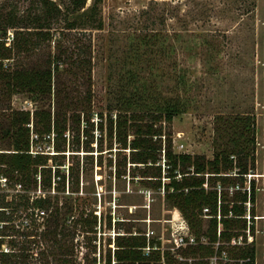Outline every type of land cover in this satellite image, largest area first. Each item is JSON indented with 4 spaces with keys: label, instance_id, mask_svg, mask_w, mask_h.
Wrapping results in <instances>:
<instances>
[{
    "label": "trees",
    "instance_id": "1",
    "mask_svg": "<svg viewBox=\"0 0 264 264\" xmlns=\"http://www.w3.org/2000/svg\"><path fill=\"white\" fill-rule=\"evenodd\" d=\"M102 2L7 0L0 5V115L7 123L0 124V264H30V257L37 264H255V116H215L214 156L206 159L173 151L170 126L182 113L181 99L163 98L139 71H124L118 85L105 90L104 106L106 99L92 89L91 44L67 36L103 31ZM158 36L138 37L149 46ZM52 42L54 52L46 53L43 64L24 65ZM18 94L40 105L32 112L14 110L11 99ZM104 141L108 153H115V161L109 160L115 180L129 175L158 193L166 210L181 214L194 244L166 247L159 234L141 227L146 222L98 217L95 207H82L87 198L78 196L80 177L92 170L93 152L102 165ZM113 220L117 231L105 246L100 234L97 252V232L110 230ZM77 232L86 248L80 258Z\"/></svg>",
    "mask_w": 264,
    "mask_h": 264
},
{
    "label": "rangeland",
    "instance_id": "2",
    "mask_svg": "<svg viewBox=\"0 0 264 264\" xmlns=\"http://www.w3.org/2000/svg\"><path fill=\"white\" fill-rule=\"evenodd\" d=\"M6 1L0 0V5ZM21 6L25 8L27 2ZM101 14L103 31L67 35L75 42L92 46V89L106 99L105 90L118 85L124 71L136 70L142 73L146 84L152 85L163 98L179 96L182 113L170 126L175 153L212 159L215 116H255L258 150L254 179L259 189L256 198L259 220H255V264H263L264 0H103ZM154 32L159 33L157 38L154 37L158 40H151L149 46L138 37ZM54 47L53 42L47 44L42 50L44 54L33 55L24 61V65L30 68L43 64L46 53L54 52ZM63 82H68L67 76ZM98 98L95 94V100ZM106 102L107 99L104 106ZM39 105L24 94L11 99L14 110L32 112ZM96 105L95 101L93 106ZM93 121V133L97 139L100 135L97 129L99 119L95 117ZM0 124L7 125L1 115ZM94 145L96 151V141ZM107 145L104 141L102 165L97 166L99 153L93 152L92 170L80 177L81 196H78L87 198L82 207H95L98 217L100 214L105 217L112 214L131 218L133 222H146L141 226L146 232L159 234L163 246L174 248L179 237L189 236L181 214L175 208L166 210L158 193L150 191L139 181H130L129 175L126 180L116 181L114 169L109 166V160L115 161V153H108ZM2 147L9 148L7 145ZM38 149L52 152L42 145H38ZM83 154L79 156L81 164ZM64 163L65 166L70 163L68 156ZM11 193L13 190L9 191ZM65 195L59 193L60 198ZM68 201L73 202V198ZM131 213L134 214L132 217ZM203 213L208 214L205 210ZM208 220V216L203 219L204 230ZM115 231L114 220L110 230L105 227L101 232L98 230L97 252L100 234H103L101 244L105 246ZM16 240L21 242L19 237ZM75 244L80 258L86 253V248L82 246V235L78 232ZM27 247L28 243H25L24 248ZM31 252L36 254V247H32ZM29 261L37 264L34 258L30 257Z\"/></svg>",
    "mask_w": 264,
    "mask_h": 264
},
{
    "label": "built area",
    "instance_id": "3",
    "mask_svg": "<svg viewBox=\"0 0 264 264\" xmlns=\"http://www.w3.org/2000/svg\"><path fill=\"white\" fill-rule=\"evenodd\" d=\"M207 210H205L206 212ZM195 241H194V238H192L190 235L189 236H186V237H179L178 241H177V246H182V247H186L187 245H191V244H194ZM236 242H232V244H235ZM215 261V259L213 260Z\"/></svg>",
    "mask_w": 264,
    "mask_h": 264
}]
</instances>
